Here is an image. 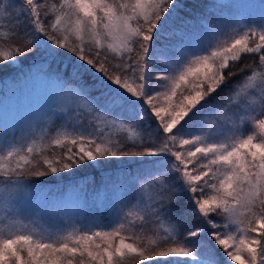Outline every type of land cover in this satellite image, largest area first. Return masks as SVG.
Here are the masks:
<instances>
[{
    "label": "snow or ice",
    "instance_id": "6c2138e0",
    "mask_svg": "<svg viewBox=\"0 0 264 264\" xmlns=\"http://www.w3.org/2000/svg\"><path fill=\"white\" fill-rule=\"evenodd\" d=\"M0 74L52 85L0 133V264H264V0H0Z\"/></svg>",
    "mask_w": 264,
    "mask_h": 264
},
{
    "label": "rangeland",
    "instance_id": "374dc122",
    "mask_svg": "<svg viewBox=\"0 0 264 264\" xmlns=\"http://www.w3.org/2000/svg\"><path fill=\"white\" fill-rule=\"evenodd\" d=\"M51 88V82H45L40 79L33 80L26 85L21 84L12 87L11 90L7 92L5 99H0V133H3L5 130H10L13 126L19 127L30 119L39 117V114L51 101ZM38 138L39 137H37V143ZM75 196L76 193L74 190H69L55 197L46 196L42 192L37 195L32 206L41 207L47 203L73 201ZM24 222L29 223L30 227L38 231L54 230L61 226V221L58 217H54V220L52 219L50 222L42 223L39 218L32 216L24 220ZM6 223V220L0 221V228H3Z\"/></svg>",
    "mask_w": 264,
    "mask_h": 264
},
{
    "label": "trees",
    "instance_id": "16d2710c",
    "mask_svg": "<svg viewBox=\"0 0 264 264\" xmlns=\"http://www.w3.org/2000/svg\"><path fill=\"white\" fill-rule=\"evenodd\" d=\"M198 2V0H184V3L188 5H192L193 3ZM225 4H232V3H241L244 2V0H223ZM184 11H191V8H187ZM183 14V12L181 13ZM13 86V77L11 75H4L0 74V99H5L7 96V92L11 90ZM61 121H57V124L59 125ZM38 143H40L38 138ZM64 175V179L61 180L58 177L57 178H49L48 183L43 185L45 187V191L43 192L46 196L49 197H55L58 195H62L66 193L69 190H73L74 185H88V191L91 193L94 185L92 184V181H96L95 186H99L101 183V180L105 177L104 173H98L95 170H88L87 172H76L73 175H68L67 173L62 174ZM147 189V186H145ZM47 189H52L51 192H49ZM150 194V190L145 191V195ZM111 215L110 212H105L103 209H100V212L98 213L99 217H109ZM55 216H43L40 217L39 220L42 221V223H47L54 220ZM34 221V220H32ZM155 227V226H154ZM161 233L163 229H160ZM147 243V241H145Z\"/></svg>",
    "mask_w": 264,
    "mask_h": 264
}]
</instances>
